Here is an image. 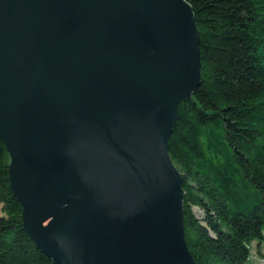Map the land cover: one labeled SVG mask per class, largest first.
Segmentation results:
<instances>
[{"label": "water", "instance_id": "95a60500", "mask_svg": "<svg viewBox=\"0 0 264 264\" xmlns=\"http://www.w3.org/2000/svg\"><path fill=\"white\" fill-rule=\"evenodd\" d=\"M186 0H0V141L49 264H195L168 154L200 82Z\"/></svg>", "mask_w": 264, "mask_h": 264}, {"label": "trees", "instance_id": "16d2710c", "mask_svg": "<svg viewBox=\"0 0 264 264\" xmlns=\"http://www.w3.org/2000/svg\"><path fill=\"white\" fill-rule=\"evenodd\" d=\"M186 1L200 82L178 102L168 138L184 240L195 264H246L249 241L264 243V0ZM7 163L0 141V264H49L22 229Z\"/></svg>", "mask_w": 264, "mask_h": 264}, {"label": "rangeland", "instance_id": "374dc122", "mask_svg": "<svg viewBox=\"0 0 264 264\" xmlns=\"http://www.w3.org/2000/svg\"><path fill=\"white\" fill-rule=\"evenodd\" d=\"M193 213L196 216H201V211L193 206ZM0 214H1V203H0ZM250 253L246 264H264V243L258 242L257 239H251L248 243Z\"/></svg>", "mask_w": 264, "mask_h": 264}]
</instances>
